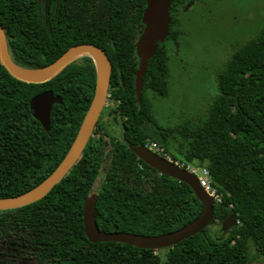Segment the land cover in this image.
Instances as JSON below:
<instances>
[{
    "label": "trees",
    "instance_id": "1",
    "mask_svg": "<svg viewBox=\"0 0 264 264\" xmlns=\"http://www.w3.org/2000/svg\"><path fill=\"white\" fill-rule=\"evenodd\" d=\"M145 6L146 0H0L9 53L20 66L42 67L79 43L107 53L109 93L117 105L108 113L121 126L115 137L98 123L79 160L44 197L0 209V243L12 248L7 264H18L17 257L28 253L34 259L29 264H264V30L232 54L210 112L185 127L179 147L187 162L197 160L209 170L222 196L212 223L221 226L231 213L238 223L226 232L213 233L208 226L164 253L118 241L91 242L85 234L84 200L101 173L95 214L101 230L166 233L203 208L187 183L160 174L129 148L147 139L165 146L172 134L157 124L146 91L168 93L167 41L178 42L180 21L174 17L168 38L150 59L138 100L136 41ZM95 83L96 65L88 55L45 83L21 81L0 63V197L28 191L55 170L78 132ZM47 89L62 98L53 105L49 130L30 108L31 98ZM97 129L102 132L95 137Z\"/></svg>",
    "mask_w": 264,
    "mask_h": 264
},
{
    "label": "water",
    "instance_id": "2",
    "mask_svg": "<svg viewBox=\"0 0 264 264\" xmlns=\"http://www.w3.org/2000/svg\"><path fill=\"white\" fill-rule=\"evenodd\" d=\"M171 0H146L142 14L144 25L136 41V54L139 58L138 68L135 71V91L138 100L142 95L144 77L150 59L155 55L158 44L164 42L169 34L171 23ZM88 55L96 65V83L91 103L84 115L78 132L67 153L55 170L34 188L18 195L0 197V209L25 206L44 197L69 172L81 157L94 128L103 111L110 88L112 64L107 53L93 43H79L70 46L57 59L38 68H29L18 65L10 56L7 44V34L0 22V63L15 78L27 83H45L56 77L70 63ZM62 102L59 94L47 89L35 94L30 100V108L34 117L46 129H50V116L54 104ZM130 150L144 162L155 168L160 174L168 175L187 183L202 202L200 214L188 224L166 233L145 235L125 231L101 230L96 221V202L98 193L92 191L84 200L83 222L84 231L91 242L118 241L146 249H163L172 247L204 228L210 226L215 212V199L200 185L198 177L192 171L179 167L162 155L150 150L144 144L130 145ZM99 182L93 183L94 188ZM238 223L236 213H231L221 221V230L226 232Z\"/></svg>",
    "mask_w": 264,
    "mask_h": 264
},
{
    "label": "rangeland",
    "instance_id": "3",
    "mask_svg": "<svg viewBox=\"0 0 264 264\" xmlns=\"http://www.w3.org/2000/svg\"><path fill=\"white\" fill-rule=\"evenodd\" d=\"M177 13L182 34L177 43L167 41L168 93L164 96L149 89L146 94L159 127L172 130L162 146L166 153L201 173L204 165L197 160L187 162L179 153L180 145L185 143L182 133L186 126L207 117L218 95L219 75L232 54L264 30V0H198ZM116 106L111 96L107 98L98 123L111 136L119 137L121 126L115 124L114 114L108 113V109ZM100 131H95V137ZM101 179L102 173L97 181ZM210 227L213 233L221 229L219 224L212 223ZM158 250L165 252L164 248ZM30 259L34 263L28 253L25 257L18 256L15 262L29 264ZM253 264L262 263L257 260Z\"/></svg>",
    "mask_w": 264,
    "mask_h": 264
},
{
    "label": "built area",
    "instance_id": "4",
    "mask_svg": "<svg viewBox=\"0 0 264 264\" xmlns=\"http://www.w3.org/2000/svg\"><path fill=\"white\" fill-rule=\"evenodd\" d=\"M110 97V93H108L107 98ZM93 135V134H92ZM146 147H148L150 150L162 155L163 157H165L167 160L177 164L179 167L185 168L188 171H192L193 173H195L198 177V180L200 182V185L204 188V190L215 199V202H220L222 200V196L221 194L217 191L216 187H214L211 183V178H210V172L206 167H202L201 168V173H198L195 171V169H193L192 167L185 165L182 162H179L177 159L175 158H171L170 155H168L166 153V151L164 150V148L159 145L157 142L147 139L146 143L144 144Z\"/></svg>",
    "mask_w": 264,
    "mask_h": 264
},
{
    "label": "flooded vegetation",
    "instance_id": "5",
    "mask_svg": "<svg viewBox=\"0 0 264 264\" xmlns=\"http://www.w3.org/2000/svg\"><path fill=\"white\" fill-rule=\"evenodd\" d=\"M196 1H198V0H171L170 10H169L170 15H171V23L174 20V17L178 18L177 12L179 10H185V9L189 8ZM171 23H170V25H171ZM170 25H169V27H170ZM167 38H168V36H167ZM165 41H166V39H165ZM102 113H103V111H102ZM102 113H101V115H102ZM97 124H98V122H97ZM95 128H96V126H95ZM98 136H99V134H98ZM5 249H6V251H4ZM11 249H12L11 246L8 245V243L6 241H3L0 243V264H7L8 263V258H6V257L11 256V254L8 253ZM6 252H7V254H6Z\"/></svg>",
    "mask_w": 264,
    "mask_h": 264
}]
</instances>
